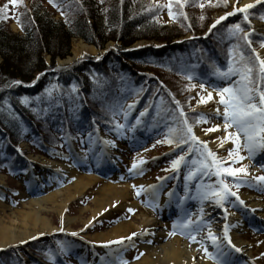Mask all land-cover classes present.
<instances>
[{
  "label": "bare ground",
  "instance_id": "bare-ground-1",
  "mask_svg": "<svg viewBox=\"0 0 264 264\" xmlns=\"http://www.w3.org/2000/svg\"><path fill=\"white\" fill-rule=\"evenodd\" d=\"M264 0H259V2ZM258 3V0H243L240 8H243L246 4L254 5ZM253 27L258 31L260 35L264 37V24L260 22H253ZM14 30L16 26L13 25ZM145 43H138L136 46H143ZM84 53L96 54V48L85 44L82 41L75 42L74 55L72 58L60 64H68L73 62L79 56ZM259 55L264 59V49L260 50ZM218 131V132H217ZM212 134L216 139L211 142L214 149L224 148L230 144L229 138L224 137L229 133L225 132L222 125ZM96 135V134H95ZM108 140L100 136H95L93 143L89 147V153L86 156L87 163L82 162V166L92 165L95 170L112 168L117 162L118 156L113 150L109 152L105 149V144ZM112 148L114 144H110ZM256 155L260 159H264V148L257 149ZM77 168H70L67 165L57 163L56 161L46 159L44 157H31V160L35 163L33 172H29L24 175L18 182L17 186H24L29 192L43 191V196L30 197L27 202H23L21 208L12 209L11 202L0 201V249L7 247L18 246L22 243L28 242L40 236H46L59 230V226H55L54 222H51L48 214L53 211H57L61 216L64 215V209L70 207L79 198H83L89 190L100 182L101 179L93 176H87L82 174V168L80 166L77 155ZM33 173L38 175L36 178ZM47 173L53 175L55 180L59 181L64 186L62 189H54L51 185L50 179L46 177ZM73 179V180H71ZM70 180V181H69ZM5 181L4 177H0V184ZM143 180L123 183V184H110L104 183L96 192H94L95 199L91 202L86 209L80 211V216L85 213L91 212L90 219L84 221V226L88 227L97 217L111 216L113 210L111 209L114 203L118 204L119 209H124L128 205V199L130 197V190L142 184ZM135 185V187H133ZM243 200L246 206L253 208L256 213L261 216L264 222V203L258 197L244 196ZM108 206L110 208H108ZM133 208H138L137 203H132ZM175 203L171 199V196L157 195L156 211H159V215L162 213L167 216L171 215L175 210ZM201 209L204 212V216L212 223V227L209 230H204L201 236L195 237L197 243L189 245L187 241H182L179 238L169 239L166 243L158 246L160 238L167 233L163 231L166 227L165 224L156 220L154 217L146 211H141L137 219L141 220L140 223L134 221L120 222L115 226L109 227L103 233L99 232L92 234L91 232L86 234V237L91 238L92 241L104 244L108 241L121 239L122 237H129L131 233L145 230L148 233V239L152 240V246H144L146 253L140 259V261L134 264H214L210 259L205 258L196 252L197 246L201 245L202 248L210 246L213 249L214 255L220 260H235L240 256H252L251 244L248 241L241 239V233L246 231L244 220L238 216L229 214L230 226L233 231L228 232V237L231 239V244L226 245L223 240L224 226L221 232L222 224H220V218L218 208L214 203V199H205L201 203ZM200 209V211H201ZM111 211V213H109ZM65 216V215H64ZM180 214H173L172 220H179ZM224 219V216H223ZM67 225L65 224V232L72 233V223L76 219L70 216H66ZM81 220V219H80ZM197 217L193 219L192 225L197 222ZM255 220L260 218L255 215ZM264 226V223H263ZM86 227V228H87ZM168 227V226H167ZM83 233V229L81 230ZM209 232L213 236L217 237L216 241L209 237ZM152 235H155L154 238ZM127 240V239H125ZM219 245V250L217 249ZM235 245L241 251L237 252ZM201 249V248H200ZM199 249V250H200ZM229 251L230 255L227 257L226 252ZM103 252V251H102ZM106 253L103 252L102 255ZM100 260V261H99ZM83 264H107V258L103 256V259H92L85 257Z\"/></svg>",
  "mask_w": 264,
  "mask_h": 264
},
{
  "label": "trees",
  "instance_id": "trees-1",
  "mask_svg": "<svg viewBox=\"0 0 264 264\" xmlns=\"http://www.w3.org/2000/svg\"><path fill=\"white\" fill-rule=\"evenodd\" d=\"M75 1L69 28L55 20L42 3L39 5L37 2L32 5V12H25L24 36L13 34L0 23V140L8 154H12L23 140L25 130L39 137L40 132H44L42 129L52 128V121L55 127L63 122L58 113L69 109L72 114L78 112L75 106L71 107V102L62 104L69 101L66 95H61L59 99L46 89L54 76H46L29 91L10 87L14 81L29 83L35 73L49 71L58 58L70 56L74 38H83L98 49L105 48L109 42H120L121 48H124L142 40L170 42L201 29L194 20L198 9L194 5L189 7L190 12L185 11L178 24L168 25L161 22L157 14L147 11V0ZM210 9L202 11L203 15L209 16L219 7L215 5ZM47 58L50 66L46 64ZM91 72L87 64L80 63L64 73L63 78L67 86H77L82 89L83 96L86 94L89 97L84 90H91L92 84H88ZM169 78L177 77L170 74ZM39 140L46 139L39 137ZM15 253L14 250L0 252V264H10L16 259Z\"/></svg>",
  "mask_w": 264,
  "mask_h": 264
},
{
  "label": "rangeland",
  "instance_id": "rangeland-1",
  "mask_svg": "<svg viewBox=\"0 0 264 264\" xmlns=\"http://www.w3.org/2000/svg\"><path fill=\"white\" fill-rule=\"evenodd\" d=\"M32 1L33 0H21V4L24 5V6H29ZM162 1L163 0H155L156 3L157 2L160 3ZM205 1L209 4L210 1H215V0H204L203 1L204 4H206ZM147 2L149 3L148 9L151 8L152 6L153 7L157 6V4L155 2H152V0L147 1ZM222 2H223V0H221V3ZM236 3H237L236 1H234L232 3V8L235 7ZM5 4H7V0H0V8H2ZM230 6H231V2H230V0H228L227 4H225V8H227V7L231 8ZM208 7H211V6L208 5ZM202 11L203 10H201L200 8H198L196 10L197 17L194 18V20H195L196 23H198V28H201V29L204 30V29H206L207 25L214 19V14L215 13H213V14L209 13V16H205V15H203ZM188 12H190V10H188ZM177 15L179 17H181V19L184 16V14H181V13H178V12H177ZM168 16H169V14H168ZM169 17H173V16H169ZM201 17H203V19H201ZM57 18L60 19L59 17H57ZM7 28L10 29L11 32H13V33L15 32L10 21H9V25L7 26ZM202 31H200V32H202ZM15 33L21 34L20 32H15ZM77 41H82L85 44H88L90 46H94V45H91V44L87 43L83 38H74L72 40V43H71V55L69 56L70 58H72L73 55H74V45H75V42H77ZM137 43H145V45L146 44H149V45L158 44L157 42L155 43L153 41H146V40H142V41H139ZM109 45H111L112 48H115V47H119L121 45V43L120 42H110V43H108L106 45V48ZM94 48H96V47L94 46ZM96 51H97L96 54L84 53L81 56H79L78 59L81 60V61L85 60V61H87V63L89 61L90 62L93 61L92 63L94 65H96L95 69L97 70V72L94 73V75L96 77L95 80H97V81L101 80V84H98L100 86V88H99V95H98V100L96 101V104L98 106L102 107V112H103L104 118L106 120H110V121H113V122L121 121L122 126H123L124 124L128 123V117H130V115H131L130 113L135 112L134 111L135 108H133V110L131 111V107H128V106L129 105L133 106L135 103L137 104L138 102L132 101V102H130L129 105L124 107V109H120L119 111L118 110H114V111L111 110L112 107H113L114 101H116L117 93L114 92L113 95L111 96V98L108 99L107 98V94L105 93L104 89L107 88V90H111L112 85L115 83L114 80L112 79V78H114V76H110V74H109V65L105 66V65H103V62L100 61V57L102 56V54L105 53V49L104 50H99L98 48H96ZM175 53L176 52H173V54H170V55H174ZM69 57H66L65 59L58 58L57 62L55 63V66H57L59 62L66 61ZM97 57H99V59H97ZM46 61L50 62L49 58H47ZM238 61H239L240 65L242 66V69H243L245 67V62L241 61V60H238ZM1 62H2V59L0 57V64H1ZM156 65H161L164 68L171 67L169 63H157ZM248 67H250L252 69L251 74H254V73L257 72V67L255 65L248 66ZM122 74H124V73L123 72H119V76H121ZM156 74L164 81V84H159V85H160V87L162 89V94H161V97H160L161 98V105L164 106L165 108H168V106L166 104L167 103L166 102V97L169 95L172 98V96H173L171 91L175 92L177 94V96L179 97L178 99L180 101H182L187 106V108L190 109V110H197L198 109L200 112H202V110H204L205 112H207L209 114H213V110L212 109L214 107H217L215 103L218 102L219 106H221L220 96H218V95H217L218 96L217 99H215L216 97L212 96L211 99H209V100L207 99V102H203V103L200 102L201 101V97H204L206 99L208 94L210 93V91L207 88H200L199 86L195 85L194 82L191 81V80L186 79L188 81H185V80H181L179 78L170 79L169 75L171 73L159 70V71H155V72L152 73V75H154L156 81H158V82H160V81L158 80ZM232 78H234V77H232ZM244 83L245 82L240 80V77L237 78V79L235 78L234 79V84L231 87H238V86H240L241 84H244ZM245 84H248V83H245ZM200 112H193L191 114V118L194 121V125L197 128L198 133L203 135L205 140H207L208 142H209V140L214 141L216 139V137H215L214 134H212L213 131L206 132L205 130L208 129V128H212L214 126L215 121L217 120V118L214 117L210 121L209 115H207L205 113H200ZM107 113H110V115L106 116ZM137 113L139 114L138 111H137ZM198 120L200 122H198ZM204 120H206L207 122H204ZM216 131L217 130H215V132ZM232 131H233V127L231 128V132ZM88 137H89V134L86 135V136H83V137L81 135H79L76 138L77 140H74V142H71V141L69 142V141H67L65 139L66 140L65 146L68 143V146L76 149L78 151V153H79V156L82 158V157H84V154L88 151L89 144H87V142L85 141V139H87ZM92 137H93V133H91V138ZM239 137H240V139H239V147L240 148L241 147L246 148V147H244L245 144H244V141H243L244 140L243 133H239ZM233 139H235V136H231L229 138V141L231 142V140L233 141ZM132 143H134V142L131 141V139L125 138V139L122 140V143L120 145H121V147H124L123 150H125L126 147H129L130 145H132ZM156 146L157 145L154 144L151 147L147 148L145 151H144V149H141V150H138V151H134V152L133 151H126V155H124L125 157H123V163H122V170L123 171L125 169H127V168H133V164L134 163L136 164L135 168H144V169L147 170L146 176L143 178L145 180H144V182L142 184L139 185V188L150 186L151 184H153V182H156L158 179H160L161 178L160 176L163 175L164 172H165V167H163L162 165L165 162H169L168 160L170 159L169 158L170 156L168 155V156L164 157L165 153L159 154L157 152L152 151L151 148H155ZM118 147H119V145H118ZM231 147L234 148V143L231 144ZM227 148H224V149H222L220 151L221 155L224 156V157H229L226 154ZM22 150L26 151V159H27L28 162H25V164L29 163V165L31 166V162L30 161H32V160H31V155H30V152H31L30 148L28 147L27 144L24 143L22 145ZM35 151H38V150L35 149ZM54 152H56V151H54ZM33 154L34 155H40V154H36L35 152ZM222 156H220L221 159H225ZM33 157H35V156H33ZM141 160H143L144 162L141 163ZM251 160L253 162V165L250 166V169H252L253 166L254 167L257 166L255 160H253V158ZM59 161L61 163H66V164L68 163V160H66V157L64 156V154L63 155H59ZM246 166H249V165H246ZM232 168H234V167H232ZM31 170H32V168H31ZM1 176L5 178V181L3 182V184H0V188L3 189V190L4 189H9V190H5V191H1L2 198L3 199H5L6 197H9V199L11 198V200H12V202H11L12 209L21 208L23 206L22 205L23 202H27L30 199V197H32L31 193L27 192V190H25V188L23 189L21 187H18L16 185V180H14L11 176L7 175L4 172V170L0 171V177ZM114 178L116 180L114 185L123 184V182L119 183L117 176L114 175ZM127 181L129 182L130 180H127ZM107 182L108 181H105V179L100 180V182L97 183L93 187L94 189L89 190V192H87L85 194V196H84L85 198L77 200L75 202V204H72L67 209H64L63 213H64L65 216L64 215L61 216L57 211H53V212H51V214H48L47 216L49 217L50 221L54 222L55 226H60V225L65 226V224L67 225L66 216L73 217L76 220L73 221V223H72L73 225H72L71 228H72V230H75V233L80 232L85 227L84 224L86 222L84 223V221L85 220L88 221L90 219V216H91V212L85 213V215L83 214L82 216H80V211L82 212L84 209H86V207L91 202H93V200L95 199V196H96L94 194V192H96L104 183H107ZM254 183H256V182L254 181ZM53 185H54V189H56L55 186L59 185V183H56V180H55V181H53ZM259 185H261V184H259ZM62 188L63 187H59L57 189H62ZM212 188H215V187H212ZM40 195L41 194H39V193L35 194V196L37 198H39ZM9 199H6L4 202L5 203L9 202ZM126 203L128 205H130V206H131L132 203H137V201L134 200L132 190H130V197L128 199V202H126ZM137 206H138V208L134 209V212H135L134 214H131V212L129 211V209H131L130 207L129 208L126 207L124 209H119V208L116 209V208H114L112 206L116 210L113 213V215L109 217V219H112V218H114V216H116V214L121 213L119 218L127 217L128 219H130V220H132V221H134L136 223H140L141 220L137 219V217H139L140 212L144 211V210H143L141 204L137 203ZM197 207L198 208H197V210H195V212H197V214L200 215L201 214V213H199L200 206L197 205ZM103 218H105V217L98 218L96 220H101ZM109 219H107V220H109ZM96 224H99V223H96ZM107 226H111V225H107ZM107 226L105 228H102V229L91 228L90 230L84 231L83 234L81 233L80 236L82 238H84L85 240L92 241L91 238L88 239L86 237V234L89 233V231L92 234H96L97 232L103 233L104 231H106L109 228V227L107 228ZM244 239L248 240V242L251 244L250 247H251L252 252L254 253V256L257 257V258H260V260H262L264 262V237L261 238L259 236H254V235H251V234L248 233V235ZM167 241H169V240H167ZM167 241H165V237H161L158 246L163 244V243H166ZM148 242L149 241L135 239L132 242L133 249H130L129 246L125 247L126 251H128V254L126 256L127 257H131L132 253H138V251H142L143 248L141 247V245L142 246L145 245V244L149 245L150 242L149 243ZM53 244L57 247V249L59 248L64 254L68 255V258H69V261H70L69 264H74L73 263L74 258L71 257L70 253L77 248V243H75L74 241L70 240L67 237H55L53 243L49 242V241L48 242H42L41 246H40L41 250L39 251V255L47 257V258H50V257L53 258L54 255L57 254V252H53L52 254H50V252L48 251V249H52L53 250ZM33 248L34 247H32V250H33ZM122 249L123 248L120 247V248H118V251H121ZM143 252H145V251L143 250ZM196 252H200V251L196 250ZM54 263H57V259H55Z\"/></svg>",
  "mask_w": 264,
  "mask_h": 264
},
{
  "label": "snow or ice",
  "instance_id": "snow-or-ice-1",
  "mask_svg": "<svg viewBox=\"0 0 264 264\" xmlns=\"http://www.w3.org/2000/svg\"><path fill=\"white\" fill-rule=\"evenodd\" d=\"M21 0H10V3L13 5H16L20 3ZM225 4H227L228 0H223ZM259 2V0H258ZM204 5L201 4L200 7H203ZM253 5L251 4H246L244 5L243 8L235 9V11H241L244 12L246 9L251 8ZM169 7V16H172L171 12V4L168 5ZM7 8L8 5L5 4L2 8H0V19H8L7 15ZM233 13H227V15H232ZM264 18V17H262ZM203 19V17H201ZM225 19L224 16H221L216 23H219L220 20ZM245 19H247V15H245ZM212 27H215V24L212 25ZM232 28L236 30H240L239 24L232 25ZM211 31V28L209 29ZM234 34V33H233ZM99 59V57H97ZM241 59H243V55H241ZM256 59L259 60L260 63V71L264 73V59H260L259 55L257 54ZM219 71V70H218ZM252 69L245 65L243 69L240 68H233L231 61L229 63V67L227 70L220 72V75L227 78L230 75L239 73L240 80L241 81H250V76H251ZM191 79V76L188 77ZM262 80H264V76L261 77ZM14 84H19L21 83L20 81H14ZM201 88H204V85H200ZM256 92L258 94L254 95L253 92ZM220 96V103L224 105V110H223V128L225 132L227 133V130L229 127L234 126L236 128V133H228L224 139H227L231 136H235V139H233V143L237 145V148H239V133H243L246 142L244 147L248 149L249 155L251 156L255 149L259 146L261 148H264V136L260 137V140H257L256 137L260 133H264V88H257L253 89L252 87H249L248 84H241L238 87H223L219 89L218 92ZM227 94V95H225ZM211 93L208 94L207 98L205 99L204 97H201L200 102H207V99H211ZM25 101H27V97L24 98ZM177 107L179 108V101H176ZM131 107V106H130ZM217 113H219V109H217ZM180 115L183 116V109H180ZM198 122H200L198 120ZM204 122H207L204 120ZM185 125L184 129V134L187 136L188 140H191L193 142L198 141L199 144L203 145V151L202 155L204 152L207 153V156L204 157V160H202L200 163L205 167V168H211L212 166H215L216 168V176L219 177L223 173H227L230 176L235 177L237 173L240 172H246V169L244 167L240 168H232V167H225L223 166L222 160H217L216 159V154L212 152L210 149L207 148V142L206 141H199V137L195 135L193 132L192 126L188 124V121L185 119L183 121ZM117 127H120L117 125ZM220 127V125H214L212 128H208L205 131L206 132H211L215 131ZM170 131H174V129H170ZM168 143H172V140H168ZM106 143H112L111 141H107ZM181 143H187V140H181ZM233 155V150H229V157H232ZM236 158L239 160H243L244 157L239 155V152L236 151L235 153ZM208 157H211V163H205L207 161ZM182 159V157H181ZM144 161L141 160V163ZM179 163V160L173 161V166H177ZM136 167V164H133V168ZM192 172L188 174L186 179H190L192 176ZM205 175L208 174V172L204 173ZM256 180L259 181H264V176H259L255 178ZM218 183L222 185L221 188H212L210 185L208 186H201L197 185V195L201 200L209 199L212 198L214 199L215 203L223 207V201L227 198L228 195L236 196L235 192H231L229 189L228 185L224 183L223 180H218ZM239 186V185H237ZM135 187V185L133 186ZM185 190L187 191V185L185 186ZM137 195H139V192H137ZM171 195V193L169 194ZM239 200V197H236ZM240 203L242 204L243 201L241 200ZM129 211H134V209H129ZM203 210L201 209V212ZM193 223L190 217L184 219L182 222H174L173 223V229H176L179 227L181 230L183 229H189L188 235L189 239L195 240V236L192 234V229L190 228V225ZM63 231V229H60ZM175 232H170L169 235H174ZM183 234V231H182ZM72 235H76V233H73ZM136 233H132L129 237H122L121 240L123 239H128L131 240L132 236H135ZM209 237L213 240V242L216 241L217 237L213 236L211 232H209ZM224 237L225 239L228 240V243L231 244V239L228 237V225H225L224 227ZM107 243H119V241H108ZM233 248L237 252L241 251V249L237 248L235 245H232ZM217 249L219 250V245H217ZM205 252L209 255L210 258L216 259L217 264H223V262L218 259L216 256H213L211 253H208L207 248L204 249ZM51 258V257H50ZM138 258V257H137ZM124 264H127L125 261Z\"/></svg>",
  "mask_w": 264,
  "mask_h": 264
}]
</instances>
